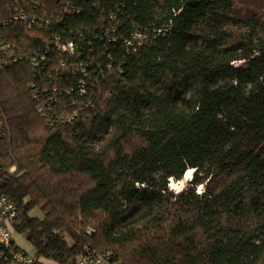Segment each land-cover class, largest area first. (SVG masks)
<instances>
[{"label":"trees","instance_id":"obj_1","mask_svg":"<svg viewBox=\"0 0 264 264\" xmlns=\"http://www.w3.org/2000/svg\"><path fill=\"white\" fill-rule=\"evenodd\" d=\"M37 1L8 36L45 58L0 72L14 237L58 264H264V0Z\"/></svg>","mask_w":264,"mask_h":264},{"label":"built area","instance_id":"obj_2","mask_svg":"<svg viewBox=\"0 0 264 264\" xmlns=\"http://www.w3.org/2000/svg\"><path fill=\"white\" fill-rule=\"evenodd\" d=\"M41 4L42 2L37 0L27 1L26 4L24 3L25 7L18 13H15V15L6 18L0 15V72L5 65L15 62L18 57L21 59L30 57V62L34 68H37L39 65L38 60L40 56L41 58H45L42 47H36L31 52L23 54L21 51L23 41H21L20 45L18 42H13L12 38L8 36V30L13 24L21 23L29 28L39 24L38 9ZM77 46L70 42L67 45H63L62 49L70 55H75ZM1 124L0 111V126ZM17 216L18 210L16 205L6 195H0V257L9 259L13 264H46L36 253L23 252L17 249L12 230V222ZM90 231H92L91 228ZM111 258L110 253L88 252L82 255L75 264H112Z\"/></svg>","mask_w":264,"mask_h":264},{"label":"rangeland","instance_id":"obj_3","mask_svg":"<svg viewBox=\"0 0 264 264\" xmlns=\"http://www.w3.org/2000/svg\"><path fill=\"white\" fill-rule=\"evenodd\" d=\"M241 10L242 9H238V11L239 12H241ZM244 12V14L245 15H249V11H243ZM14 171H16V169H15V167H12V168H10L9 169V173H12V172H14ZM193 178V177H192ZM190 181L191 180H185L184 178H182L180 181H172L171 183H170V185H169V187H170V189H172L173 191H176V192H179V191H181V190H183L185 187H187V186H190ZM203 190V188L201 187V186H199L198 187V191H202ZM32 214L33 215H35V216H38V217H41L42 218V216H43V214H42V212H41V210H39V209H37V208H35L34 210H33V212H32ZM69 241H71V240H69ZM34 251V250H33ZM32 252V251H31ZM30 252V253H31ZM45 262L47 263V264H54L55 263V261H53L52 260V262H54V263H52L51 262V260H49V259H45ZM57 263V262H56ZM115 264H120V262H117V263H115Z\"/></svg>","mask_w":264,"mask_h":264},{"label":"crops","instance_id":"obj_4","mask_svg":"<svg viewBox=\"0 0 264 264\" xmlns=\"http://www.w3.org/2000/svg\"><path fill=\"white\" fill-rule=\"evenodd\" d=\"M15 240L25 251L34 252L32 246L23 237H21L19 235H15ZM42 261L44 263H46L45 259H43V258H42ZM51 262H52V260H51ZM52 263H54V262H52ZM54 264H58V263L55 262Z\"/></svg>","mask_w":264,"mask_h":264},{"label":"bare ground","instance_id":"obj_5","mask_svg":"<svg viewBox=\"0 0 264 264\" xmlns=\"http://www.w3.org/2000/svg\"><path fill=\"white\" fill-rule=\"evenodd\" d=\"M194 172H195V169H194V168H190V169H188V170L186 171V173H185V175H184L183 178H184L185 180H191L192 177H193Z\"/></svg>","mask_w":264,"mask_h":264}]
</instances>
